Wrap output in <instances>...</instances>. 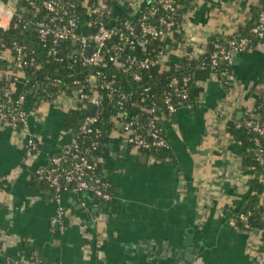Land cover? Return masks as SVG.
Wrapping results in <instances>:
<instances>
[{
	"label": "crops",
	"instance_id": "crops-1",
	"mask_svg": "<svg viewBox=\"0 0 264 264\" xmlns=\"http://www.w3.org/2000/svg\"><path fill=\"white\" fill-rule=\"evenodd\" d=\"M2 1L26 10L20 0ZM122 2L119 12L129 6ZM263 8L264 0H189L176 34L161 42L166 61L199 58L213 34L241 37ZM229 79L226 87L213 74L198 81L195 105L163 119L169 156L137 152L111 129L98 166L111 184L107 202L89 191L57 202L28 186L70 138L67 100L38 102L24 130L0 127V264L29 256L44 264H182L186 248L195 254L190 264H264L263 234L235 227L224 211L248 195L227 120L240 119L264 91V40L232 59ZM36 99L31 92L25 111ZM30 136L39 142L33 154Z\"/></svg>",
	"mask_w": 264,
	"mask_h": 264
},
{
	"label": "built area",
	"instance_id": "built-area-1",
	"mask_svg": "<svg viewBox=\"0 0 264 264\" xmlns=\"http://www.w3.org/2000/svg\"><path fill=\"white\" fill-rule=\"evenodd\" d=\"M41 15L35 21L25 22L22 11L0 0V32H7L18 24H32L39 46L51 61L63 63L67 69L79 64L83 77L60 78L53 73L43 75L37 83V90L31 89L36 101L30 112L24 104L29 95L25 91L28 82L26 68L33 72L40 68L42 55L29 50L23 42L0 38V127L10 126L14 130H24L28 116L39 112L38 102L57 103L67 100L71 107H96L94 115L86 114L81 124L70 132L69 140L62 150L51 157L47 168L35 173L54 188V200L60 202L62 194H79L89 191L103 201L112 197L111 184L100 177L98 166L100 156L98 138L102 131L93 124L99 121L100 110L104 106V97L115 99L121 105L128 98L118 92L115 74L121 73L135 81L141 79L140 72L159 66L164 69L165 59L162 43L154 49H148L151 40L160 42L172 37L176 31L175 18L181 4L179 0H129L126 10L118 11L123 6L122 0H35ZM125 7V6H124ZM138 27V30H137ZM253 38L264 39V8L259 12L255 26L251 29ZM250 37H230L216 43L209 55L210 66L218 68L220 64L231 63L239 53H244L255 46ZM90 49L89 54L87 50ZM221 86L229 84V74L222 71L218 76ZM189 75L181 79L173 78L168 83L162 98V115L154 101L144 103L140 110L148 113L142 124L137 117L129 115L124 109L110 117L112 128L119 127V134L133 150L147 152L154 148H169L164 135L163 119H171L179 108L177 100H187ZM147 88L142 95H147ZM35 93V94H34ZM147 97V96H146ZM148 98V97H147ZM264 108V91L259 97ZM145 101V97L142 98ZM37 102V103H36ZM188 107H191L187 105ZM252 106L244 110L237 128L245 130L248 141L253 145L252 154L258 166H264V118L255 119L251 114ZM137 116V115H135ZM92 135L90 142L87 138ZM39 142L30 136L26 152L36 153ZM246 186L252 177L242 172ZM259 179L264 181V173ZM234 208V207H231ZM250 213L240 212L237 218L230 217L237 227L236 220L242 223L241 229L255 230L249 227L247 218ZM59 217L62 211L59 210ZM231 216V215H230ZM264 220V216H263ZM264 236V228L259 229ZM8 264H44L40 259L23 257Z\"/></svg>",
	"mask_w": 264,
	"mask_h": 264
},
{
	"label": "trees",
	"instance_id": "trees-1",
	"mask_svg": "<svg viewBox=\"0 0 264 264\" xmlns=\"http://www.w3.org/2000/svg\"><path fill=\"white\" fill-rule=\"evenodd\" d=\"M181 8L179 9L178 15L175 18L176 24L179 22L182 13L188 6L189 0H179ZM38 1L35 0H20V6L25 7L26 10L22 13L25 22L31 20L35 21L41 15L40 7L37 6ZM33 5H36L33 7ZM37 14V15H36ZM255 22L257 17L254 19ZM254 20L248 22L246 27L242 30L241 37H252L251 29L255 26ZM176 33H174L175 35ZM6 38L8 42L11 40H17L23 42L29 50H34L35 53L42 55L43 53V62L44 64L40 68H36V71L33 72L31 68L25 69V74L27 76V84L25 86V91L27 95H31V89L37 90V83L41 80L43 75L47 73H53L60 78H65L69 76L71 78L83 77L84 73L82 72L83 68L77 63L71 69H67L63 63L53 62L47 53L43 52V49L39 46L36 33L33 29L32 24L26 25L24 28L22 24H18L16 28L11 27L7 32H0V38ZM239 38V37H237ZM228 38L222 37L218 34L211 35L207 40V47L205 53L200 55L197 59L182 61L179 66L172 64L171 62H166L164 69H161L159 66L150 68L148 71L142 70L140 72L141 79L135 81L129 76L123 75L121 73L115 74V82L118 89V92L125 94L128 98L127 100L123 99L122 104L118 105L115 102V99L108 100L104 97V106L99 113V121L93 124L96 128H99L102 131V135L98 138L99 148L95 151V156H101L100 150L105 149L107 134L110 133L112 129V124L109 121L110 117L124 109L128 112L129 115L137 117V120L142 124L147 120L148 113L140 110V107L144 103H149L154 101L158 108V114L162 115V98L163 93L168 88V83L173 78L181 79L184 75H189L190 80L188 82V98L187 100H177V104L183 106H194L198 100V97L202 93V88L198 81L209 77L210 74H215L219 76L222 71H226L229 74L230 63L220 64L218 68L213 69L210 66L209 55L214 49L216 43H221L227 40ZM253 44H258L262 40L253 38ZM161 44L159 39L151 40L148 45V49H154L157 45ZM147 88L146 97L142 95V91ZM145 97V101H142V98ZM260 98L253 104L251 114L255 119L264 118V108L261 105ZM90 113V108L86 106H77L69 110L66 114L64 121V130L73 131L80 124V121L84 118L86 114ZM137 115V116H135ZM243 117V115H242ZM239 119L234 114L227 120V131L233 138V146L237 153L239 164L241 170L244 174H250L252 177L248 180V195L246 202L235 208H226L224 211L226 214H230L232 218H237V215L240 212L250 213L247 218V223L251 229H262L264 228V181L259 179V175L264 173V166L256 165V162L253 158L252 147L250 141H248L249 134L240 128L236 127V124L242 119ZM161 126L163 122H161ZM164 135L165 131H163ZM92 135L87 138V142H90ZM262 148L264 149V140L262 142ZM148 155L154 158H163L169 156V148H154L146 152ZM28 186L36 188L38 191L47 192L50 197L55 196L54 188L50 187L49 184L41 179L36 173L31 174ZM229 217V218H230ZM236 225L238 228L242 227V223L236 220ZM32 258H37L36 256H29ZM41 261V259H40Z\"/></svg>",
	"mask_w": 264,
	"mask_h": 264
},
{
	"label": "water",
	"instance_id": "water-1",
	"mask_svg": "<svg viewBox=\"0 0 264 264\" xmlns=\"http://www.w3.org/2000/svg\"><path fill=\"white\" fill-rule=\"evenodd\" d=\"M137 30H138V27H137ZM89 52H90V49L87 50V54H89ZM95 111H96V107L92 106L90 108V115H94ZM79 124H81V121ZM110 147H111V145H110ZM179 253L181 255L182 252H179ZM184 255H185V258L183 256L182 257L179 255L177 256L178 259L182 261V264H190L192 262V260H194V258H195V254L189 248H186Z\"/></svg>",
	"mask_w": 264,
	"mask_h": 264
}]
</instances>
